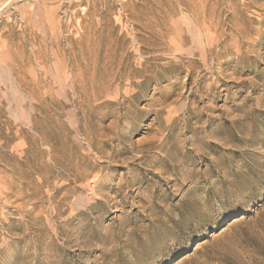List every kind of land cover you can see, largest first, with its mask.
<instances>
[{
  "label": "rangeland",
  "instance_id": "obj_1",
  "mask_svg": "<svg viewBox=\"0 0 264 264\" xmlns=\"http://www.w3.org/2000/svg\"><path fill=\"white\" fill-rule=\"evenodd\" d=\"M0 264H264V0H0Z\"/></svg>",
  "mask_w": 264,
  "mask_h": 264
}]
</instances>
